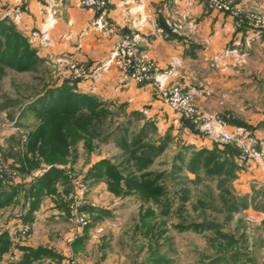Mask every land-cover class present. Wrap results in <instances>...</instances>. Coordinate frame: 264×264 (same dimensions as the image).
I'll list each match as a JSON object with an SVG mask.
<instances>
[{
	"label": "crops",
	"instance_id": "0c3cea01",
	"mask_svg": "<svg viewBox=\"0 0 264 264\" xmlns=\"http://www.w3.org/2000/svg\"><path fill=\"white\" fill-rule=\"evenodd\" d=\"M234 1L244 12L264 15V0ZM13 5V0H0V20ZM20 9L19 18L8 21L37 50L41 65H57V79L67 78L62 72L66 59L81 62L90 72L99 69L95 77L74 81L76 92L97 97L104 107L112 105L129 115L136 113L139 126L152 122L159 132L170 131L173 140L182 137L181 143L193 150L213 148L215 141L185 125L181 115L151 85L124 76L117 62L102 66L121 37L128 35L160 72L172 71L169 85H180L203 112L219 113L227 122V131L247 134L259 148L264 147V28L238 25L232 14L209 9L208 0H109L103 11L86 8L80 0H22ZM167 20L181 25L179 34L170 31ZM98 22L112 31L101 28ZM158 27L170 32L163 37ZM45 34L48 40L43 42ZM93 158L91 162L98 160ZM238 165L243 167L240 173L246 185L264 184V168L258 162ZM89 178L92 181L94 176ZM57 179L59 173L53 171L34 185L27 246H50L59 255L70 250L83 264H106L93 260L98 253L93 248L98 241L94 230L89 229L70 245L66 243L70 229L64 215L68 191L60 189L61 180ZM13 197L12 193L0 194L2 210L15 203L17 198ZM17 251L13 248L5 256L15 253L20 257L22 252Z\"/></svg>",
	"mask_w": 264,
	"mask_h": 264
},
{
	"label": "rangeland",
	"instance_id": "374dc122",
	"mask_svg": "<svg viewBox=\"0 0 264 264\" xmlns=\"http://www.w3.org/2000/svg\"><path fill=\"white\" fill-rule=\"evenodd\" d=\"M15 1L13 0L14 3ZM20 6L18 8L21 11ZM170 31L172 32L171 29ZM170 31L165 29L166 34L162 36L166 37ZM68 62L78 61L66 59V65L63 71L61 70L64 74L68 70ZM119 68L122 72L120 65ZM123 74L134 80L130 75ZM66 77L61 81L57 79L56 64L45 66L39 64L36 69L30 71H17L12 68L0 70V175L3 170L1 165H6L11 174L0 176V194L12 193L13 198H17L14 204L3 208L5 210H2L0 205V211L4 212L0 215V264H65L67 260L83 264L80 256L70 250L59 255L57 250L50 246H27L31 230L28 221L35 206L34 185L45 177L44 174L52 165L62 171L57 179L61 180L60 189L68 191L64 215L68 217L70 229L65 235V241L70 245L89 229L97 232L98 241L93 247L94 252H98L93 259L96 262L104 260L106 264H152L149 261L150 253L154 248H158L160 256L169 260V264H211L216 257L234 252L238 253L237 257H227L229 260L217 264H264V222L257 224L248 219L250 213L264 211V208H261L264 207V184L252 182L246 185L241 176L243 167L240 166L233 174L222 176L211 175L203 170L195 173L187 169L181 165L178 158V152L187 147L185 143H181L183 139L180 136L171 142L149 168V171H162L167 174L163 182L168 186L170 194H173L174 203L166 214H163L159 202H155L154 199L145 200L138 193L127 196L115 195L109 190L107 179L102 175L106 167L101 165L108 161L114 166L118 165L123 172L125 170L119 165L126 159L122 157L123 150L119 146V140H122L123 135L121 132L114 135L113 132L123 124L127 125L131 114L117 106L104 107L109 112L108 117L101 122L98 137H90V140L81 137L83 133L79 125L85 122L71 120L76 132L68 136L78 139L65 154L66 162L57 163L48 158L51 164H47L45 158L39 155L38 142L34 145V150H30L29 137L42 123L43 117L28 111V104L62 84L80 81L68 75ZM138 84H149L153 87L151 83ZM134 120L136 124L131 129L135 136H138L140 129H143L138 124L139 119ZM61 122L62 119H57V127H61ZM168 134L172 137L170 131L162 133L156 128L149 132L145 142L158 144L160 139ZM248 139L256 148L264 150V147L259 148L256 145L255 140L250 137ZM232 145L239 151L235 144ZM96 156L98 160H93L92 163L91 159ZM182 166L183 170L179 172ZM90 171L94 172L92 181L89 180ZM76 180L84 182L85 201L82 212L88 217L89 225L82 230L79 237L71 241L77 229L68 208L74 194L79 191L75 185ZM234 201L246 202L248 207L230 213L227 206ZM182 205L185 210L184 216L187 215L188 220L195 222L206 220L216 224L217 230L181 231L178 224H183V221L176 211ZM147 208L156 212V217L147 218V224L157 225L153 233L159 238V247L144 235L146 229L140 225L141 215ZM13 248L18 249L19 253L22 252V255L19 257L14 253L10 257L5 256ZM40 248L43 250L41 256L27 262Z\"/></svg>",
	"mask_w": 264,
	"mask_h": 264
},
{
	"label": "trees",
	"instance_id": "16d2710c",
	"mask_svg": "<svg viewBox=\"0 0 264 264\" xmlns=\"http://www.w3.org/2000/svg\"><path fill=\"white\" fill-rule=\"evenodd\" d=\"M40 64V58L37 50L33 48L25 36L17 30L15 25L8 20H0V70L12 68L17 71H30L37 68ZM32 110L36 115L42 118V123L37 127V132H33L29 137L30 150H34V145L38 142L37 149L39 155L45 158L47 164H51L48 158L57 163L66 162L65 154L70 151V147L74 146L78 138H71L69 134L75 133L71 120L80 122L83 120L79 129L82 130L83 138L90 140V137H98V132L101 127V122L108 117V110L104 108L102 102L94 96L79 93L74 91L72 84H62L55 90L38 98L28 104V111ZM136 113L131 114L127 125L123 124L116 128L114 135L122 133V140H119V146L123 150L122 157L126 158L123 163L119 164L124 167V172L119 169V166H114L109 161L101 167L105 166L103 176L106 177L108 188L117 196H127L138 193L143 199H154L159 202L163 214H166L172 207L174 200L173 194L168 191V186L163 182L166 172H152L149 168L154 163L155 159L162 154L171 144L173 138L170 134L161 138L160 143L145 142L149 132L156 129L152 122L147 121L140 129V134L135 136L132 132V121L140 119ZM57 119H62L61 127H57ZM132 119V120H131ZM51 120V121H50ZM94 120V121H93ZM185 125L193 130V126L184 119ZM52 123V125H50ZM96 123V124H95ZM64 129V130H63ZM132 133L134 135H132ZM144 133H147L144 135ZM109 138V136H108ZM33 145V146H32ZM192 146L182 148L178 152L181 165L187 169L198 173L206 171L211 175H231L240 167L235 161L237 148L232 144H222L215 142L213 148H200L193 150ZM190 156V157H189ZM188 159V160H187ZM47 160V161H46ZM129 167V168H128ZM183 170V166L179 172ZM53 171L62 173L58 168L51 169L44 174H50ZM174 172V169H173ZM94 175V172H89V177ZM43 178V177H42ZM41 178V179H42ZM264 196V192H263ZM163 199V200H162ZM2 202V200H0ZM1 205V203H0ZM183 205L176 211L179 213L183 224H178V228L182 230H207L218 228L214 223L203 221L195 222L188 220V216H184L185 210ZM247 208L246 202L234 201L227 206V210L231 213L239 211L241 208ZM258 208V207H257ZM260 208V207H259ZM264 208V207H261ZM183 212V213H182ZM156 212L147 208L141 215V223L143 229H146L144 235L149 237L155 245L159 247V238L153 233L156 226L148 225L147 218L156 217ZM139 227V226H138ZM140 228V227H139ZM219 233V232H218ZM43 250L37 249L32 258L27 262L38 259ZM232 255V256H230ZM238 253H230L228 255L218 256L211 264H217L223 260H229V257H237ZM228 257V258H227ZM152 264H169V260L160 256L159 249L154 248L149 257Z\"/></svg>",
	"mask_w": 264,
	"mask_h": 264
},
{
	"label": "built area",
	"instance_id": "2783aa9c",
	"mask_svg": "<svg viewBox=\"0 0 264 264\" xmlns=\"http://www.w3.org/2000/svg\"><path fill=\"white\" fill-rule=\"evenodd\" d=\"M22 0H16L13 8H9L2 13L1 19H17L21 11L18 6ZM82 6L93 8L96 10H106L108 0H80ZM208 8L228 12L235 16L237 24L246 23L248 26L256 28H264V15L255 12H244L240 9L234 0H208ZM98 26L107 31H112L105 23H99ZM167 26L173 33L180 32V25L172 20H167ZM157 32L161 35L166 34L164 28H157ZM167 36V35H166ZM43 42L48 40L45 34L41 38ZM112 62H117L123 73L130 75L137 83H151L153 89L158 93L160 98L168 104L175 112L179 113L183 119L188 121L196 132L205 134L208 138L222 144H235L238 148L236 159L240 164H246L250 160L258 162L264 168V150H260L248 139L247 134L238 132L233 134L226 130L227 122L219 114H207L193 100V96L184 91L180 85H169L168 81L172 75L171 70L160 72L157 64L145 55L140 54L134 38L124 35L116 44L109 59L102 65L107 68ZM68 77L74 80H84L97 75L99 69L92 72L87 66L81 62H68ZM3 168L1 177L11 174L7 170V166ZM75 185L79 189L74 194L69 204V214L72 218L77 232H74L71 241L80 236L82 230L89 225V219L82 212V206L85 201L84 182L75 181ZM248 219L260 224L264 222V211H255L248 215ZM65 264H76L73 260H67Z\"/></svg>",
	"mask_w": 264,
	"mask_h": 264
}]
</instances>
